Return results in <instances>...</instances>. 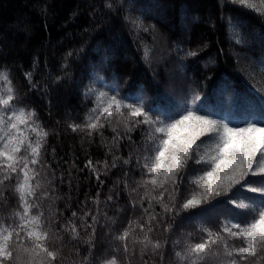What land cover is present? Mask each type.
Instances as JSON below:
<instances>
[{
	"label": "snow or ice",
	"instance_id": "obj_1",
	"mask_svg": "<svg viewBox=\"0 0 264 264\" xmlns=\"http://www.w3.org/2000/svg\"><path fill=\"white\" fill-rule=\"evenodd\" d=\"M221 4L238 5L264 16V0H221ZM103 7L117 11L123 7L122 0H103ZM129 8L125 19L137 34L156 32L155 25L132 16L135 9ZM222 19H227L229 27H242L239 17ZM237 42L243 43V39ZM79 51L65 54L64 76L68 75L69 59ZM151 51L145 46L146 60ZM184 55L196 57L199 50L189 49ZM110 59L106 51L92 65L95 78L85 86L84 95L92 99L93 106L83 121L66 122L71 132L83 134L81 148L86 142L92 144L98 135L100 146L107 149L105 159L95 162L84 149L87 159L83 168L75 159L69 163L58 157L55 146L49 151V137L59 138L60 122L56 121L55 129L45 128L37 111L22 103L11 70L0 68V207L6 209L0 215V264H95L97 259L99 264H164L169 241L154 233L161 228L164 233L173 231L181 213L190 214L193 209H199V238L193 239V233L188 232L182 234L183 239L172 241L175 264H264V119L232 124L216 118L213 112L196 105L198 92L183 109L162 118L142 98L121 96L117 84L104 83L100 72L107 71ZM36 66L34 59L33 71L24 73L29 91L40 89L39 81L33 79ZM261 67L264 71V60ZM61 79L55 77L56 81ZM106 129L112 133L110 138L104 135ZM138 129L140 143L132 135ZM124 147L129 148L126 157L120 154ZM61 161L69 163V192L74 168L81 172L87 169L100 187L104 185L101 177L111 169L128 167L131 171L133 162L140 177L130 183L129 172H124L104 201L100 191L95 197L86 193L78 211L72 209L71 195L59 194L56 182L64 183ZM121 184L132 212L139 206L142 214L116 232L111 226L118 216L109 217L100 205H118ZM9 190L16 199L14 206L9 202ZM249 193L259 194L258 198ZM65 196V209H72L70 217H64L57 207ZM89 199L94 212L88 207ZM115 211L124 209L118 206ZM191 218V214L184 217ZM205 218L208 223L203 222ZM105 227L116 243L111 254L98 258L96 236L98 228ZM81 246H86L83 253Z\"/></svg>",
	"mask_w": 264,
	"mask_h": 264
},
{
	"label": "trees",
	"instance_id": "obj_2",
	"mask_svg": "<svg viewBox=\"0 0 264 264\" xmlns=\"http://www.w3.org/2000/svg\"><path fill=\"white\" fill-rule=\"evenodd\" d=\"M127 1L135 9L131 15L141 16L145 24L155 25V33L137 34L132 29L125 19L130 11L129 5H124ZM157 2L162 4L163 10L156 6ZM122 4L123 7L110 12L103 7V0H0V68L7 66L11 70L22 103L37 111L45 128L55 129L58 127L56 121L60 122L59 138L54 135L49 137V151L51 146H55L58 157L69 163L75 159L79 168L84 167L87 159L84 149L94 162L105 159L107 149L100 146L98 135L92 144L86 142L81 148L83 134L71 132L66 128V122H82L84 114L93 106L92 99L84 95L85 86L95 78L92 65L106 51L111 59L106 65L107 71L100 72L105 77L104 83L117 84L121 96L142 98L162 118L183 109L193 93L198 92L200 100L196 105L213 112L216 118H224L232 124L264 119V71L261 67L264 39L253 41L254 34L258 33L261 37L264 34V16L238 5L222 6L221 0H122ZM149 12L153 13V17L148 15ZM156 13L163 14L165 21ZM189 14H194L197 21L185 30L181 22ZM222 16L239 17L242 27H229L227 19H222ZM241 39L243 43H238ZM158 45H162V49ZM145 46L152 50L148 60L144 58ZM75 49L80 50L78 56L69 59L68 75L64 76V56ZM189 49L199 50V55L185 56ZM251 50L260 52L253 56L250 54L256 62L243 56L246 53L249 55ZM34 59L37 66L33 79L39 81L40 89L29 91L24 73L33 71ZM175 63H180L184 80L188 78L191 82L187 84L184 81L178 100L169 91L167 81L168 70ZM57 76L62 79L56 81ZM104 135L110 138L112 133L106 129ZM132 135L140 143L141 130ZM128 151L129 148L124 147L120 154L126 157ZM47 159L51 162L50 155ZM108 159L111 160V157ZM69 163L61 161L64 183L61 185L59 180L56 183L59 194L71 195L72 209L78 211L86 193L95 197L100 191V199L104 201L113 183L122 178L124 172H129L130 183L140 177V170L133 162L131 171L128 167L111 169L106 177H101L104 185L100 187L95 177L89 176L87 169L81 172L74 168L72 190L69 192ZM53 167L56 165L53 164ZM181 189L183 191V186ZM119 191L118 205L110 203L107 208L100 205L109 217L118 216L117 223L111 226L116 232L122 231L129 219L142 214L139 206L135 213L132 212L122 184ZM7 195L14 206L16 199L10 190ZM248 195L258 198L259 194ZM66 202L67 196L57 202V207L63 211L64 217H70L72 209H65ZM118 206L124 211L117 213L115 209ZM88 207L95 211L91 199L88 200ZM156 211H160L159 206ZM5 212L6 209L0 207V215ZM198 212L199 209L191 210V219H184L189 213H181L174 222L173 231L164 233L161 228L154 233L169 241L164 264H175L172 241L183 239L182 234L188 232L193 233V239L199 238L197 224L201 219L196 215ZM203 222L208 223L206 218ZM101 223H104L103 218ZM211 226L216 225L213 223ZM112 234L107 227L98 228L96 257L104 258L106 254H111V247L116 243L111 239ZM81 251L85 252L86 246H81ZM95 264H99V259Z\"/></svg>",
	"mask_w": 264,
	"mask_h": 264
},
{
	"label": "rangeland",
	"instance_id": "obj_3",
	"mask_svg": "<svg viewBox=\"0 0 264 264\" xmlns=\"http://www.w3.org/2000/svg\"><path fill=\"white\" fill-rule=\"evenodd\" d=\"M129 1L125 2V4H128ZM156 6L160 9H164V7H162V4L160 3H156ZM153 13L152 12H149L148 15L150 17H153L152 15ZM156 16H158L159 18H161L162 21H165V18H164V15L163 14H159V13H156L155 14ZM194 14H189L188 15V18L186 20H182L181 22V25L185 28V30L189 29L188 26L192 23H196L197 19L193 16ZM241 23V22H240ZM251 36V35H250ZM248 37V36H247ZM253 41L254 42H258L261 40V36L257 34H254L253 35ZM248 41V40H247ZM252 40H249V42L252 44L253 43ZM164 43V42H163ZM169 44V43H168ZM173 43H171L172 45ZM167 44L165 43L164 46H166ZM158 48L159 49H162V45H158ZM257 53H260L259 51H254V50H251L249 55L246 53V54H243V56L246 58H249L251 62H256V60L254 58H252L251 56L256 55ZM251 54V56H250ZM167 57V56H166ZM162 59V58H160ZM169 74L167 75V81H168V84H169V91L172 93V96H175L177 98V100L179 99V97H181L180 95V92H181V88H182V84H184V81H186L187 84H191L190 80L188 78H186L184 80V75H182L181 73V67H180V63H175L172 67L169 68L168 70Z\"/></svg>",
	"mask_w": 264,
	"mask_h": 264
}]
</instances>
